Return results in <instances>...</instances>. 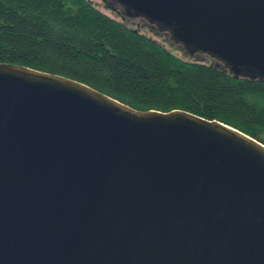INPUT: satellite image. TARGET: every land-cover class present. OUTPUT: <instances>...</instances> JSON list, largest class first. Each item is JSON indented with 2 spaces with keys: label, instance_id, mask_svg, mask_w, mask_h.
<instances>
[{
  "label": "water",
  "instance_id": "1",
  "mask_svg": "<svg viewBox=\"0 0 264 264\" xmlns=\"http://www.w3.org/2000/svg\"><path fill=\"white\" fill-rule=\"evenodd\" d=\"M116 1L264 80V0ZM0 264H264V143L0 62Z\"/></svg>",
  "mask_w": 264,
  "mask_h": 264
},
{
  "label": "trees",
  "instance_id": "2",
  "mask_svg": "<svg viewBox=\"0 0 264 264\" xmlns=\"http://www.w3.org/2000/svg\"><path fill=\"white\" fill-rule=\"evenodd\" d=\"M0 62L76 79L139 110L218 119L264 143V80L181 58L92 0H0Z\"/></svg>",
  "mask_w": 264,
  "mask_h": 264
},
{
  "label": "rangeland",
  "instance_id": "3",
  "mask_svg": "<svg viewBox=\"0 0 264 264\" xmlns=\"http://www.w3.org/2000/svg\"><path fill=\"white\" fill-rule=\"evenodd\" d=\"M93 3L98 6L102 11L105 13L118 18L121 21L129 24L130 26L148 34L149 36L155 38L159 42L163 43L166 48L173 51L175 54L180 56L184 59L193 60L188 53H186V47L183 43L178 42L172 36L171 31L167 30L166 28L162 27V25L156 26L155 24L149 23L147 20L141 18L140 16H128L125 15L127 18H123L120 14L114 10V4H108L104 0H92ZM110 5V6H109ZM124 13V12H123ZM125 14V13H124ZM207 62L214 64L213 62L220 63L223 65V62L219 59L212 57L210 54L206 55L204 53H200L195 57V60Z\"/></svg>",
  "mask_w": 264,
  "mask_h": 264
}]
</instances>
